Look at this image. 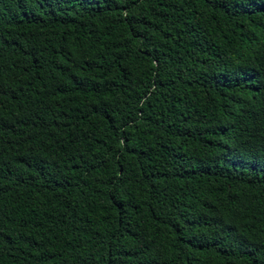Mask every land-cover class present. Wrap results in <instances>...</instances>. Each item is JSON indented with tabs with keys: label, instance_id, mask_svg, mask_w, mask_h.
Returning a JSON list of instances; mask_svg holds the SVG:
<instances>
[{
	"label": "trees",
	"instance_id": "trees-1",
	"mask_svg": "<svg viewBox=\"0 0 264 264\" xmlns=\"http://www.w3.org/2000/svg\"><path fill=\"white\" fill-rule=\"evenodd\" d=\"M0 264H264V0H0Z\"/></svg>",
	"mask_w": 264,
	"mask_h": 264
}]
</instances>
